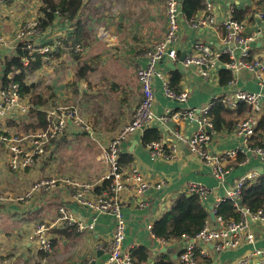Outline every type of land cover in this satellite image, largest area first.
<instances>
[{
    "label": "crops",
    "instance_id": "obj_1",
    "mask_svg": "<svg viewBox=\"0 0 264 264\" xmlns=\"http://www.w3.org/2000/svg\"><path fill=\"white\" fill-rule=\"evenodd\" d=\"M98 1L84 0L83 9L78 18L80 25L85 29V39L81 43V53L71 47V34L77 29L73 20H68L65 24L58 18L56 26L45 32L46 40L43 43L52 44L54 39L62 40L63 47L56 58L59 60L58 65L61 61L66 62L68 58L76 68L81 65L80 61L84 56L89 57L87 53H98V59L102 61L101 69L115 78L116 84L120 87L119 92L122 96L118 101L119 107L130 110L129 112H132L131 116H133L136 108L143 101L136 68L148 65L145 52L152 43L159 42L164 38L167 29L166 6L164 0H101V3H98ZM212 1L219 22L234 17L237 12H241L244 16L241 21L247 24L248 30L262 24L259 14L264 12V7L259 4V0ZM38 3H40L39 0H20L6 5L4 20L0 22V35L6 38L9 45H17L11 48L0 45V68L3 66L4 59L16 54L17 46L20 43L16 39V32L24 20L29 16H37L40 13V9L35 8ZM137 3H139L138 8ZM109 11L111 14H109ZM202 13L203 11L198 13L195 19H198ZM189 24L183 22L181 37L176 46L180 58L184 53H187V56L194 54V45L197 41L212 46L217 51L223 49L224 30L217 28L194 30ZM102 28L105 32L104 36L103 31H101ZM148 32L149 37L156 38V40L149 42L144 39ZM117 52L120 55L128 52L130 61H118L117 59L120 56L117 55ZM251 54V58L264 60V30L263 36L254 45ZM77 55H79L78 59L75 57ZM108 58L111 59V62H107ZM170 63V60L166 58L159 65L169 79L171 71H173L169 65ZM132 64L135 69L131 67ZM174 66H176L174 70H179L182 73L180 89L181 91L187 90L189 98L185 103L167 98L163 92L162 82L156 79L154 83V113L157 116H161L170 110L174 112L190 108H202L216 100L223 102L225 97L233 95L238 89L262 93L264 104V87L259 85L253 72L241 70L235 76L236 85L230 83L223 85L221 83V70H227V68H219L214 76L205 79L200 75L197 67H185L180 59ZM91 67L94 69L93 65ZM93 71L89 72L86 79L77 80L79 91L82 92L88 88L89 76ZM51 77H54V75L50 65L44 64L41 69L31 73L26 82L28 85L36 86V92L46 98L48 92H40L41 88L39 89L40 85L38 87L37 83H43L45 80L52 79ZM120 77L121 79L118 81ZM122 78H125V82H121ZM103 79L101 77V80ZM72 80L75 81V76L72 77ZM30 96L28 95L29 98ZM46 107L47 105L39 108V110L45 111L47 119V111L52 108L46 109ZM227 108L232 111L229 115H225L229 129L224 128L217 133L214 131L210 150L213 152L238 150L237 158H242V161L238 163L236 158L226 164L227 174L224 183L219 182L212 175L210 168L194 156L185 144H178V152L174 160H167L165 157H158L154 160L148 148L142 143L145 131L134 134L123 143L121 154H129L134 158L132 163L128 165L121 164L123 170L127 175L133 169L140 170L145 180L153 186L149 192L142 195L138 193L134 183H129L128 189L122 194L123 212L127 222L125 249L131 252L132 249L143 246L150 251V264L163 257H167L178 264L179 255L188 239L162 240L155 237L152 228L154 223L170 209L178 196L187 194L185 191L188 184L197 183L206 186L208 189V195L203 200V204L209 212L211 225L216 227L218 223L215 219H212L211 213H213L217 201L219 199L224 200L236 183L244 176L256 174L258 178L264 174V161L258 154L253 152L252 149L255 147H253L251 139L246 142L245 137L240 135L236 129L239 121L251 114V109L249 112L248 109L242 107L239 112L237 111L238 108ZM30 119L29 111L26 118L10 121L7 126L9 133L18 132V127L10 123H27L30 122ZM125 123L123 121L120 124L118 121V126L115 124L119 132ZM112 127L114 126L112 125ZM176 127L186 136H189L193 131V126L185 120L177 125L174 123L161 125L154 121L148 129H158L161 132V139L169 143L171 142L169 139L172 138V130ZM194 128H196L195 125ZM76 129L69 123L66 131L82 132ZM65 139L67 143V138ZM63 145L64 143L61 142L60 137L49 147L45 157L26 170H12L7 156L0 154V264H40L44 261L45 264H107L108 248L115 228L113 215L96 214L87 207L72 202L69 197L70 188L62 184L50 192L36 193L28 201L21 202L17 200L19 196L27 194L32 185L40 179L70 178L67 175L74 174L73 176L83 180L70 179L81 182L88 181V175L81 171H78L79 174L76 172L63 173L56 170V164L53 163L52 156ZM99 159L102 160L103 155ZM107 170L108 167L105 172L104 166L99 163L95 174L91 175V179H89L94 182L88 183L97 184V187L101 186V180L108 172ZM161 181L166 182L164 189H155L154 186ZM93 194V197L100 195L96 194L95 190ZM62 206L67 207L72 215L74 222L71 226H67L59 220V208ZM93 222V231H78V224L87 225ZM40 223H46L51 227L49 237L55 242L52 252L48 254L41 252L37 243L33 240L35 228ZM250 229L255 234V240L249 242L246 238H242L240 245L234 249L219 251L213 245H201V248L206 247L209 264H235L239 259L253 254L256 250H264V226L258 222H251ZM64 230H68L67 234H71L75 230L76 232L71 237H67V235L61 233ZM99 253L103 255L100 256Z\"/></svg>",
    "mask_w": 264,
    "mask_h": 264
},
{
    "label": "built area",
    "instance_id": "obj_2",
    "mask_svg": "<svg viewBox=\"0 0 264 264\" xmlns=\"http://www.w3.org/2000/svg\"><path fill=\"white\" fill-rule=\"evenodd\" d=\"M18 1L20 0H0V22L4 20L6 5ZM183 1L164 0L167 18V29L164 38L148 47L145 52L148 65L139 66L137 69V78L141 85L143 101L136 108L130 121L122 127L119 135L109 143L107 149L103 152V159L107 163L108 172L104 175L101 182L108 181V188L102 194L93 197L97 184L72 180L66 177L44 178L35 182L27 194L17 198L21 202L28 201L33 198L34 194L50 192L62 184L70 188L69 197L72 202L79 203L96 214L113 215L115 228L108 248L109 257L107 264H134L131 252L124 248L127 222L123 212V192L128 189L129 183H134L138 193L142 195L153 188L152 184L145 180L140 170L133 169L129 175L123 170L120 163V155L125 141L134 134L148 129L154 121L161 125L169 123L177 125L185 120L193 126L192 133L186 136L177 130L178 127H176L172 130V138L169 139L171 142L167 143L161 139L147 146L151 157L154 160L158 157L174 160L178 152V144H185L194 156L202 160L210 168L212 175L221 183L225 182L227 174L226 164L236 159L239 153L238 150L226 152H213L210 150V143L214 134V125L210 113L214 101L202 108H190L174 112L170 110L161 116H157L154 113V83L156 79L162 82L163 92L167 98L179 103H185L189 98L187 90H182L178 95L171 90L169 78L159 67L166 58L173 65L180 59L176 46L181 37L183 22H187L182 11ZM202 1L205 4L202 15L189 25L194 30L210 28L224 30V47L217 51L212 46L197 41L194 45L195 53L187 56L183 65L185 67H197L200 75L205 79H209L212 75L214 76L219 68L224 65L233 75V79L230 82L232 85H236L234 79L241 70H248L255 74L259 85L264 87V60L251 58L254 45L263 36L264 12L259 14L262 24L248 30L245 22L237 21L233 17L219 22L216 18L214 2L212 0ZM41 18H46L41 11L37 16L28 17L16 32V39L19 42H23L24 50H27L29 54L24 59L25 65H29L30 61L34 60L38 54L42 56L44 64L48 66L54 61L55 52L63 47L61 39H54L52 44L43 43L46 40L45 32L49 28L56 26L57 20L53 26L51 25L43 31ZM60 21L67 24L68 19L62 18ZM101 31H103L104 36L103 28ZM0 45L5 47L9 45L6 38L1 35ZM76 49L81 53L82 48L80 45H77ZM224 57L228 59V62L223 61ZM6 59L3 60V66L0 68V154L7 156L12 170H26L45 157L49 147L65 133L69 123L77 129H84L90 134L93 133L91 126L85 124L78 110L69 107H59L47 111L48 124L45 129L31 133H9L7 128L9 122L26 118L29 114L31 103L30 98L21 93L20 84L12 82L13 74L8 75V82L4 81L3 68ZM223 102L231 109H236L239 103H246L250 106L251 114L239 121L236 126L237 132L243 135L247 142L255 135L260 116H264L263 94L238 89L233 95L225 97ZM194 125L196 128H194ZM252 150L264 161V134L262 145ZM256 178V174L244 176L236 183L228 196L224 198V200L230 199L233 201L235 208L241 213V219L239 221L225 222L222 217L216 216V208L224 201L219 199L213 209L218 225L213 227L210 219H208L195 238H184L188 239V241L179 255L178 264H208L206 262L208 260L206 247L201 248V245H213L216 250L225 251L237 248L242 238H246L249 242L255 240V234L251 231L250 224L251 222H258L264 226V210L254 213L244 208L241 205V194L245 184L254 181ZM165 185L166 182L161 181L154 188L163 190ZM185 192L188 195L199 196L202 201L208 195L206 186L197 183H189ZM59 214L61 222L67 226L73 224L74 220L67 207H60ZM50 229L51 227L48 224L40 223L36 226L33 233V240L37 243L39 250L46 254L52 252L53 249V242L49 237ZM88 230H94V222L87 225L78 224V231L84 232ZM45 263L44 261L40 264ZM235 264H264V250H256L253 254L239 259Z\"/></svg>",
    "mask_w": 264,
    "mask_h": 264
},
{
    "label": "trees",
    "instance_id": "obj_3",
    "mask_svg": "<svg viewBox=\"0 0 264 264\" xmlns=\"http://www.w3.org/2000/svg\"><path fill=\"white\" fill-rule=\"evenodd\" d=\"M84 0H43L40 11L45 15V19L41 18V28L46 30L49 26H53L55 21L61 17L73 20L76 24L77 29L71 34L70 41H72V49L76 51L77 45L85 39L84 27L78 20L81 11L83 9ZM259 4L264 7V0H259ZM205 4L202 0H184L182 5V11L184 19L192 23L196 19L198 13L204 11ZM243 13L237 12L233 17L237 21L243 19ZM60 50L55 52L54 56L57 58ZM79 54V53H78ZM80 55V54H79ZM79 55L75 56L77 59ZM28 51L24 50L23 42H20L17 46V52L11 57H7L4 68H3V79L8 82V75L13 74L14 78L12 82L19 83L21 86V93L30 96V122L27 123H10L18 127V132H35L40 129L47 127L46 113L44 110L39 108L47 104V99L44 98L40 93L36 92V86L28 85L26 82L28 76L31 73L41 69L44 65L41 55H36L34 60H31L29 65H25L24 59L28 57ZM59 57V56H58ZM224 62H228L226 57L223 58ZM81 62V61H80ZM93 71L88 61L82 62V66L78 67L76 72V78L78 80L86 79L89 72ZM221 83L227 85L233 79V75L229 70H221ZM182 80V73L179 70H173L170 74V88L177 95L180 94V84ZM248 109L250 112V106L246 103H239L237 105V111H241V108ZM230 111L222 101L216 100L213 102V108L211 109L210 116L213 119L214 131L219 132L224 128L229 129V124L226 122V114H230ZM264 134V116L260 118L258 128L255 131V135L251 138L253 147L262 145ZM161 140V132L158 129H147L142 137V143L147 147L150 143ZM120 163L122 165H128L132 163L133 156L129 154L120 155ZM236 162L242 161V158L238 157ZM234 163V162H233ZM109 186V182L105 181L101 186L95 189L96 194H102ZM241 205L251 212L256 213L259 210H264V174L259 176L254 181L245 184L241 194ZM216 216L222 217L225 222L232 220L239 221L241 219V213L237 211L233 201L225 199L216 208ZM209 212L203 204L201 198L197 195L182 194L178 196L172 203L170 209L165 215L157 220L152 228V232L156 238L162 240H180L184 238L193 239L202 230L205 222L210 219ZM76 232V230H75ZM67 234L68 230H64L61 233L71 237L75 233ZM53 247H54V241ZM131 256L134 264H150V251L143 246L136 247L131 250ZM209 264V261L206 260ZM153 264H176L175 261L163 257L158 259Z\"/></svg>",
    "mask_w": 264,
    "mask_h": 264
},
{
    "label": "rangeland",
    "instance_id": "obj_4",
    "mask_svg": "<svg viewBox=\"0 0 264 264\" xmlns=\"http://www.w3.org/2000/svg\"><path fill=\"white\" fill-rule=\"evenodd\" d=\"M94 1L97 2L98 0ZM39 2L40 3L35 6L36 9H40V4H43L42 0H39ZM98 3H101V0L98 1ZM138 5L139 3L136 4L137 8ZM109 14H111L110 11ZM149 35L148 32V34L144 36V39L149 42L156 40V38L149 37ZM153 44L154 43H152V45ZM16 45L17 44L8 45L7 48L15 47ZM87 54H89V57L84 56L80 64L82 66V62L88 61L90 65L94 66V71L89 76L90 81L88 82V88L84 89V91L81 92L78 89V79L76 78L78 67L75 68L68 58L66 62L61 61L59 65V60L54 58V61L50 64V69L53 71L54 77H51L52 79L50 80L43 81V83H37V85L38 87L40 85V92H48L46 95V98H48L46 109H57L58 107L77 109L80 116L84 119L85 124L91 126L93 130L92 134L84 129H78L82 132H76L74 130L73 132L65 131L61 136V142L64 143L63 147L55 151V154L52 156V160H54L53 163L56 164V170L63 173H79L78 171H81L91 179L90 176L95 174L99 163L104 166L106 172V168L108 167H106L107 163L103 161L104 159L100 160L99 158L103 155L109 143L121 132L117 130L118 121L120 124L123 121L127 123L132 117V112L119 107L118 101L120 100V96H122V94H120L121 92H119L120 87L116 84L115 78L101 69L102 61H99L98 53L90 52ZM117 55L120 56L117 59L118 61H130V54L128 52L122 53L121 55L117 52ZM108 61L111 62V59L108 58L107 62ZM131 67L135 69L133 64ZM73 76H75V81L72 80ZM101 77L104 79L101 80ZM120 79L121 77L118 81ZM121 82H125V78H122ZM122 93L124 97V90ZM115 124H117V126H115ZM112 125L114 127H112ZM65 138H67V143ZM73 175L74 174H68L67 176L83 180ZM89 179L87 182H94Z\"/></svg>",
    "mask_w": 264,
    "mask_h": 264
},
{
    "label": "water",
    "instance_id": "obj_5",
    "mask_svg": "<svg viewBox=\"0 0 264 264\" xmlns=\"http://www.w3.org/2000/svg\"><path fill=\"white\" fill-rule=\"evenodd\" d=\"M186 57H187V53L182 54V57L180 58V61H181V62H184L185 59H186ZM161 63H163V61H162ZM169 65L172 67L173 70L176 69V66H174L173 64L170 63ZM220 68H222V69H226V66L222 65ZM244 211H246V210H244ZM211 217H212L213 220L215 219V215H214L213 213H211ZM98 255L101 256V255H103V254L99 253ZM150 263H151V262H150Z\"/></svg>",
    "mask_w": 264,
    "mask_h": 264
},
{
    "label": "bare ground",
    "instance_id": "obj_6",
    "mask_svg": "<svg viewBox=\"0 0 264 264\" xmlns=\"http://www.w3.org/2000/svg\"><path fill=\"white\" fill-rule=\"evenodd\" d=\"M247 257V256H246Z\"/></svg>",
    "mask_w": 264,
    "mask_h": 264
}]
</instances>
